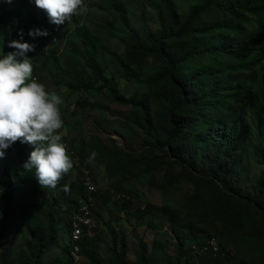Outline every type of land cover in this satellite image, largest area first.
I'll return each mask as SVG.
<instances>
[{"label":"rangeland","instance_id":"374dc122","mask_svg":"<svg viewBox=\"0 0 264 264\" xmlns=\"http://www.w3.org/2000/svg\"><path fill=\"white\" fill-rule=\"evenodd\" d=\"M201 3L203 0H176L181 23L191 14L192 8ZM83 9L81 15H73L64 25L42 26V30L48 29V35L41 42L51 41L53 45L30 58L33 73L29 82L37 76V82L63 100L59 106L63 125L57 131L73 161L69 183L61 187L62 177L55 189L41 188L34 170L27 171L23 167L33 150L29 144L18 141L6 150L5 158L13 161L8 169L5 158L0 160V226L5 200L4 179L10 176L13 181L22 183L19 207L3 242L11 251L10 263L17 264L28 256L35 242L31 228L47 229L52 216L57 225L58 244L44 256L41 264H68L71 212L88 197L82 183L83 171L76 167L73 157L77 154L89 167L98 190L91 196L95 203L96 226L92 237L84 240L81 264H115L114 241L119 250L125 252V261L129 264L139 262L140 242L146 245L151 264H218L209 260L206 253L209 250L207 242L213 238L220 249L229 253L228 264H264V211L259 209L254 217L246 212V199L256 195L264 173V167L256 163L252 153L257 140L253 134L254 124L264 116V76L257 75L253 80L247 74L226 73L232 87L237 85L239 78L248 80L249 85L254 83L249 88L222 93V109L212 113L206 121V129L196 132L197 140L192 148H206L215 130L226 128L227 119L238 115L245 121L246 135L241 138L236 153L238 165L230 171V175L238 172L232 187L240 191L242 198L239 201L231 198L235 201L234 207L223 218L201 223V210L196 211L190 200L195 193L191 181L164 191L160 185L167 166L139 174V169L132 166L134 161L111 159L115 153L138 157L146 145L144 130L137 125H142V111L116 103L114 94L152 111L159 107L158 90L139 84L138 80L155 77L163 66L153 58L141 61L133 53L132 45L139 38L151 46L153 35H160L162 29L170 25L172 19L165 0H88ZM27 22L49 24L48 15L34 0H12L11 3L0 0V54L6 47V40L8 44L14 40L18 27ZM251 28L250 25L248 29ZM39 37L42 36H34L32 40L38 44ZM43 51L47 56L57 52L59 58L40 57ZM90 56L111 79V89H103L102 83L96 80L88 64ZM213 64L214 58L205 55L200 65H188L184 73L191 76L199 67L207 69ZM263 65L264 59L258 61L253 68L255 73H259ZM50 66L52 73L45 79L43 73L49 71ZM69 84L84 88L73 90ZM210 110H217V106L212 105ZM92 152L96 156L90 162L88 157ZM202 158L205 157L198 155L195 160L198 171H210V167L202 164ZM181 171L180 166L173 169L175 175ZM213 181L225 190L218 180ZM204 190L201 186L200 192ZM2 254L0 246V264H3Z\"/></svg>","mask_w":264,"mask_h":264},{"label":"trees","instance_id":"16d2710c","mask_svg":"<svg viewBox=\"0 0 264 264\" xmlns=\"http://www.w3.org/2000/svg\"><path fill=\"white\" fill-rule=\"evenodd\" d=\"M87 2L88 0H84V5ZM165 4L172 19L170 25L164 27L160 35H153L151 46H147L139 38L132 45L133 53L141 61L153 58L163 66L155 77L147 81L138 80L139 84H146L158 90V109L152 111L122 100L117 94L113 96L116 103L142 111L144 116L142 125H137L144 130L146 145L138 157L129 153H115L111 155V159L134 161L132 166L139 169V174L151 173L167 166L160 189L165 191L176 184L191 181L195 193L190 200L196 211L201 210L199 221L213 222L217 217L223 218L232 211L235 201L231 198L237 201L242 198L240 191L232 187V184H236L238 172L230 175V171L238 165L236 153L240 149L241 138L246 135L245 121L238 115L230 116L231 118L225 121L226 128L215 130L206 148H192V143L197 140L196 132L207 128L206 121L212 113L222 109L224 99L222 93L235 88L237 90L249 88L254 83L252 81L249 85L248 80L239 78L237 85L232 87L231 80L225 76L226 73L247 74L253 80L257 75L264 76V65L259 73H255L253 69L258 61L264 59V0H203V3L192 8L191 14L183 23L175 8L176 0H165ZM22 25L18 27L14 40L33 44L34 36H30L29 31L41 29L42 26L48 28L52 24L39 25L27 22ZM250 25L252 28L248 29ZM135 33L138 35L137 32ZM43 38L44 36L37 38L38 44L35 43L37 48L28 53L30 58L37 57L39 50L49 49L53 45L51 41L41 42ZM10 51L15 49L10 48L6 40V47L0 57ZM205 55L214 58V66L207 69L199 67L191 76L185 75V67L200 65ZM39 56H47V52L43 51ZM50 58L56 59L59 55L56 52ZM238 62L241 64L237 67ZM88 64L95 73L96 80L102 83V88L111 89V79L93 56L88 58ZM51 73L50 66L49 71L43 73V78L48 79ZM68 86L73 90L84 88L74 84ZM212 105L217 106V110H210ZM254 125L253 134L257 140L254 142L252 153L256 163L264 167V116ZM198 155L205 157L201 159L202 164L210 167V171H198L195 165ZM5 160L8 169L9 165H13V161L8 158ZM175 166L183 169L178 175L173 172ZM70 175L69 170L63 176L61 187L69 183ZM262 179V185L256 195L246 199L248 202L246 212L250 217L256 216L259 209L264 211V173ZM4 180L5 200L1 209L0 246L3 249L2 263L11 264V251L3 245V242L12 228L11 220L19 207L22 183L19 180L13 181L10 176ZM213 180H218L225 190L218 187ZM201 186L205 188L202 192H200ZM50 212L53 215L52 209ZM50 217L47 229L31 228L35 239L34 246L28 250V256L17 264H41L44 256L56 248L58 230L55 220ZM84 244L83 241L82 256ZM140 248L137 264H151L148 262L147 247L144 242H140ZM112 252L115 264H129L125 261V252L119 250L117 241H114ZM206 253L209 260L218 264H228L230 260L229 253L223 248L217 253L211 249ZM70 263L69 248L68 264Z\"/></svg>","mask_w":264,"mask_h":264},{"label":"clouds","instance_id":"9594fccd","mask_svg":"<svg viewBox=\"0 0 264 264\" xmlns=\"http://www.w3.org/2000/svg\"><path fill=\"white\" fill-rule=\"evenodd\" d=\"M34 3L47 13L49 23L57 27L84 11V0H34ZM29 35L47 36L48 32L37 28L30 30ZM8 46L15 51L0 57V160L18 141L31 145L33 150L23 167L27 171L34 170L41 188L55 189L73 167L57 131L63 125L59 107L63 100L37 82V76L29 82L33 64L28 53L35 51L34 44L12 40ZM95 156L92 152L88 160L93 161Z\"/></svg>","mask_w":264,"mask_h":264},{"label":"built area","instance_id":"2783aa9c","mask_svg":"<svg viewBox=\"0 0 264 264\" xmlns=\"http://www.w3.org/2000/svg\"><path fill=\"white\" fill-rule=\"evenodd\" d=\"M73 157L75 159L76 167L83 171L82 183L86 190V194L88 195V197L73 211L69 222L70 264H81L83 259V256L81 255V244L86 238L92 237L93 230L96 226V221L94 220L93 215V207L95 203L91 196L95 195L98 190L92 181V175L87 164H85L77 154ZM207 248L216 253L220 251V247L214 238L207 242Z\"/></svg>","mask_w":264,"mask_h":264}]
</instances>
